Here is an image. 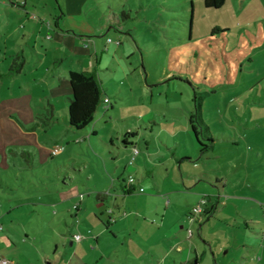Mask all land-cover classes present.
I'll list each match as a JSON object with an SVG mask.
<instances>
[{
	"label": "rangeland",
	"instance_id": "obj_1",
	"mask_svg": "<svg viewBox=\"0 0 264 264\" xmlns=\"http://www.w3.org/2000/svg\"><path fill=\"white\" fill-rule=\"evenodd\" d=\"M5 1H0V11L6 17L4 7H9L11 0ZM192 1L191 4V0H27L24 5L10 6L14 10L11 18L16 32L9 36L6 28H2L0 43L3 45L2 41L7 39L10 42L50 38L51 35H46L48 24L52 31L59 20L65 25L64 32L70 35L67 39L74 34L77 38L95 40L98 71L113 106L104 116L99 109L95 112L93 123L104 127L99 128L100 135L92 139V144L108 157L109 163L110 157H119V150L126 149L122 147V135L128 126L139 130L136 140L139 150L147 143L152 152L163 153L165 144L170 141L173 144L175 140L177 148L185 152V146L192 148L188 136L191 134L194 153L199 154L200 145L191 127L190 131H184L181 123L188 122L194 109L193 98L200 99L201 116L208 125L207 135L212 137L209 142L203 134L199 135L203 143H209L200 162L214 174L213 180L206 181L210 188L217 189L214 180L218 174L222 194L226 195V201L225 197L218 198L219 202L215 198L208 211L198 214L192 222L193 237L207 247L202 263L264 264V0H225L218 8L205 6L203 0ZM33 5L35 9H28ZM111 9L126 11L124 24L130 33L114 29L98 33ZM214 26L217 28L212 30ZM107 37L113 40L107 42ZM49 57L52 61L53 53ZM63 60L65 66L71 62L68 57ZM9 61L13 57L0 63L4 67L0 72V186L21 187L24 177L23 186L27 189H19L14 196L37 199L44 192L42 182L61 183L64 175L68 186L76 185L81 198L90 196L94 203L93 187L99 186V180L106 182L109 176L103 170L101 158L91 157L89 139H83L84 131L65 130V124L64 128L59 127L68 143H64L63 152L56 157L50 158L35 148L37 163L33 164V159L22 153L27 138L35 136L39 140L44 135V127L25 120L27 103L21 104L15 99L12 90L20 92L18 82L26 81L31 74L26 70L14 80L6 71ZM59 112L62 113L61 105ZM173 131L177 134L171 137ZM116 164L120 166L115 176L127 183V170L121 175L125 161L118 159ZM144 169L142 166L143 172ZM89 171L93 176L88 179ZM29 177L36 183L39 180V187L26 179ZM146 192L147 188L131 193L128 203L141 200L144 204ZM0 197L5 195L0 192ZM34 209L28 226L37 234L35 243L53 247L56 239L41 235L43 209L39 205ZM131 209L134 208L126 207L130 213ZM97 214L100 217L92 210L93 221L104 227L106 213ZM7 220L0 219V223ZM20 246L26 248L25 243ZM106 258L102 253L96 263H104Z\"/></svg>",
	"mask_w": 264,
	"mask_h": 264
},
{
	"label": "crops",
	"instance_id": "obj_2",
	"mask_svg": "<svg viewBox=\"0 0 264 264\" xmlns=\"http://www.w3.org/2000/svg\"><path fill=\"white\" fill-rule=\"evenodd\" d=\"M0 1L4 2L5 0ZM19 3L24 5L27 0H11L10 6H18ZM10 6L4 7L6 17L4 12L0 11V30L6 28L9 36L16 32V24H12L11 18L14 10ZM35 8L36 6L33 5V8L28 9ZM174 9L176 10V8ZM49 26L50 24H48L49 29L46 35H51L50 38L35 37L33 40L23 41L15 39L10 42L7 39L2 41L3 45L0 43V63L17 56L23 60L20 71L8 73L10 77L16 80L27 71L31 74V77L26 81L18 82L17 87L21 91L15 93L12 90V95L21 104L27 103L25 120L34 126L44 127V135H40L39 140L35 136L27 138L26 148L22 147V153L28 154L33 159V164L37 163L34 156L35 148L39 153L48 154L50 158L63 152L64 143H68V140L64 138L65 134L60 133L59 127L66 126L65 130L77 129L68 123V102L71 96L69 71L71 69L90 70L95 67L103 87V78L97 66L99 61L95 40L89 37L77 38L74 34L67 39V36L70 35L64 32L65 25L61 20L52 31H49ZM104 26L105 19L102 29L98 30L99 34L106 31ZM84 33H86L85 35H94L88 34V32ZM107 38V42L113 40L111 38V41H108ZM90 41L92 44L89 43ZM1 46L5 49L2 50ZM50 53H53L52 61L49 57ZM66 57L71 62L65 66L63 59ZM58 58L59 60H57ZM12 62L7 63L6 71ZM2 66L0 64V72L4 70ZM103 91V99L108 98L104 88ZM108 103L105 105L102 100L97 108L103 116L107 114L108 108L113 106L110 101ZM59 105L62 109L61 114ZM93 121L77 130L84 131L83 139H89L92 150L91 157L96 160L98 157L101 158L103 170L109 176L106 182L99 180V186L93 185L96 201L93 203L90 196L87 199H82L79 187L68 186L64 175L61 183L57 180L50 181V183L42 182L41 189L44 192L42 197L37 199L14 196L19 189H27L23 186L24 177H22L21 187L14 184L4 187L1 184L0 192L5 197H0V219L8 220L6 223H0V258H8L9 264H97L98 258L103 253V255H107V258L104 263L100 264H203L202 258L204 255L206 256L207 247L200 245V241L197 237H193V234L188 236L187 216L202 196L209 197L207 205L201 212L205 213L215 198L225 197L224 201H226V195L222 194V185H220L218 174L214 180L217 189H212L207 184V180L209 181L210 178L213 180L214 174L211 173V168L200 162L204 152L194 153L195 142L192 135H188L192 142L191 150L185 146V152L180 151L177 148L178 142L172 140L173 144L171 141L165 144L166 151L163 153H160V150L152 152L149 145L145 143V146L140 148L138 154L130 162L132 145L137 146L139 130L128 126L127 130L130 129L134 134L124 136V133L122 135V147L126 149L119 150V157H110L112 161L109 163L108 157H104L93 148L92 142L94 141L92 139L98 137L100 135L99 128L104 127L102 124L96 125ZM103 121L106 122V118L103 117ZM64 124L65 126H63ZM181 125H183L184 131H190L189 120L186 125L183 123ZM55 127L56 131H54ZM176 134V131H173L171 137ZM43 136L45 138H42ZM110 139L112 142V135H110ZM123 139L126 142H123ZM55 146H61L62 150L57 154H52L51 149ZM86 158L89 159V156ZM118 159L120 162L125 161L126 164L121 175L127 170L128 177L134 176L135 180L132 183L128 182V177L127 183H124L115 176L117 167L120 166L116 164ZM196 159L199 161H194ZM151 160L155 164L153 167ZM107 164H111L110 169ZM142 166L145 167L144 172ZM83 167L86 165L83 164ZM90 175L92 173L89 171L88 179ZM26 179L35 187H39V180L36 183L33 177ZM140 187H143L142 191L148 189L142 199L144 204H141V200L135 204H129V195L136 191L140 192ZM4 189L12 192L6 193ZM90 191L92 195V190ZM35 205L42 207L44 213L41 235L45 239H56L53 247L50 245L46 247L44 243L43 246H39L35 243L37 234L32 232L28 226ZM128 206L134 208L131 209L133 212L130 213L126 210ZM92 210L96 215H98L97 212L106 213L104 227L93 221ZM97 227L100 228L97 229ZM95 228L97 231L92 232ZM199 228L201 229L200 220ZM86 232H89V235ZM76 233L84 235L81 239L85 238L83 243L74 238ZM109 241H111V246H108ZM23 243L26 248L20 246ZM120 253L122 254L121 258H119ZM75 257L78 259L74 262Z\"/></svg>",
	"mask_w": 264,
	"mask_h": 264
},
{
	"label": "trees",
	"instance_id": "obj_3",
	"mask_svg": "<svg viewBox=\"0 0 264 264\" xmlns=\"http://www.w3.org/2000/svg\"><path fill=\"white\" fill-rule=\"evenodd\" d=\"M203 1L205 6L214 8L222 6L225 2V0ZM127 16L128 14L125 10L116 11L111 9L105 16L104 29L106 31L114 29L117 32L130 33V29L124 24L125 18ZM216 28L217 27L214 26L212 30ZM19 57L20 56H17L13 59V62L10 64L7 71L8 73L12 74L20 71L23 60L19 59ZM69 84L71 88V96L69 97L68 102V123L71 127L81 129L93 121L95 112L103 100V87L95 67L90 70L71 69L69 71ZM193 104L194 109L190 112L188 120L191 130L200 145V151L204 152L208 149L209 143H203L199 138V135L203 134L205 137H207L209 142H212V137L211 135H207L208 125L203 121L201 116V100L194 97ZM129 134H134V132L127 130L124 136ZM123 140V142H126L125 139Z\"/></svg>",
	"mask_w": 264,
	"mask_h": 264
},
{
	"label": "built area",
	"instance_id": "obj_4",
	"mask_svg": "<svg viewBox=\"0 0 264 264\" xmlns=\"http://www.w3.org/2000/svg\"><path fill=\"white\" fill-rule=\"evenodd\" d=\"M108 41H111V38H107ZM116 42H119V41H116ZM103 101L106 103L109 102V99L107 97H105L103 99ZM128 131H131L130 129H128ZM62 150V147L61 146H55L51 149V153L52 154H57L59 153L60 151ZM139 152V149L136 145H132V153H131V158H130V162L133 161V159L135 158V156L138 154ZM134 176L133 175H130L128 177V182L132 183L134 181ZM139 190H143V187H140ZM207 204V198L206 196H202L199 201L191 208L189 214H188V227H187V233H188V236H191L192 234V230H191V225H192V222H194L196 220V217L198 214H200L202 211H203V208L205 207V205ZM1 227V225H0ZM83 234L81 233H76L74 234V238L76 240H80L81 237H82ZM10 260L8 258H4V257H1L0 258V264H9Z\"/></svg>",
	"mask_w": 264,
	"mask_h": 264
}]
</instances>
